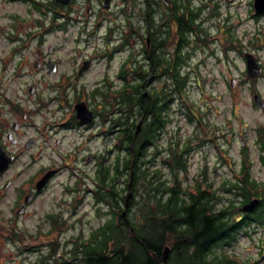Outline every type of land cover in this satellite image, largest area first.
Segmentation results:
<instances>
[{
  "label": "rangeland",
  "instance_id": "1",
  "mask_svg": "<svg viewBox=\"0 0 264 264\" xmlns=\"http://www.w3.org/2000/svg\"><path fill=\"white\" fill-rule=\"evenodd\" d=\"M118 2L120 1L114 0L109 12L107 9L99 11L97 2H95V34L93 35L76 33L81 25L77 24L68 28L67 31H52L43 36L44 45L49 44L56 49L51 57L57 56L63 60L62 67H72L74 62L71 61V57L78 59L89 55L90 52H95V64L92 70L76 85L82 84V81L91 84L88 80L95 77V90L119 87L121 84L118 77L120 66L125 62L131 48L135 53H139V46H136V43L126 48L119 41L123 34L124 18L119 12L116 13ZM3 4L0 11L2 10L4 16L9 13L22 15L24 12L22 4L7 2ZM192 4L202 7L197 24L204 30V33L202 32L204 38L202 41L198 37L191 39L188 64L186 67H181L182 76L188 73L184 81L185 86L182 93L172 91L169 96L170 100L164 111L167 123L158 137L157 144L159 148L167 147V142L176 140L180 149L182 145L189 146L191 142V151L186 156L189 167L187 176L180 178L181 187L192 193L194 183L199 179L198 170L206 163L207 182H202L203 185L199 184L200 187L216 192L215 209L233 205L235 209L231 208L230 211H233V215L238 218L242 213L241 201L235 195V191L226 189L233 188L231 184L241 178L239 171L241 165L245 164L249 168L250 177L261 183L251 191L264 190L262 184L264 166L260 163L261 157L264 156V147L260 140L264 137V16L254 15L252 0H192ZM91 21L92 19H88V22ZM7 22L8 19L5 17L4 28ZM90 26L91 24H88L87 29ZM17 36L22 37L21 34ZM38 39L35 37L30 43L34 44L38 42ZM0 45L4 52L8 50L9 45L5 38L0 39ZM33 51V46L24 51L21 50L18 61L23 64L26 61V64L20 66L19 77L12 82H8V75L15 72L13 64L17 59H14V62H8L5 81L10 84L11 90L17 92L25 108L38 107L35 111L41 110L38 114H32L31 118L33 122H39L42 120V115L48 116L46 107L51 109L55 107V103L45 106L44 100L56 94L53 89H48V84L53 85L54 82H45L42 71L36 70L31 65L33 58L39 59L36 55L31 57L30 53ZM244 52L252 53L261 66V72L256 79H249L246 76ZM139 57V54L136 55L138 60H140ZM230 78L237 79L234 87L229 84ZM160 82L161 80H149L146 90L153 86L159 87ZM167 83L169 88L173 87L170 81ZM32 85L35 87V93L31 96L28 87ZM254 94L260 96L263 101L262 106L255 104ZM38 101H40L39 105ZM138 120L139 117H137ZM106 129L107 123L104 124V121L102 122L96 115L95 188L98 163L109 166L118 153L115 134L106 133ZM20 132L24 134L21 140L35 134L29 127L28 121L25 122ZM203 138L209 139L211 143L205 142L199 145L198 139L203 140ZM213 143L221 146L222 163L220 159L216 163L217 154ZM48 145L44 148L43 156L46 159H52L55 153ZM155 149L154 147L147 148V158H152L151 153ZM29 153V151L21 152L17 165L0 178V190L6 179L14 181L15 184L14 187L0 193V264H39L38 250L30 251L28 247H39L45 252L47 240L55 237L59 241L58 250L67 248L69 242L78 236L88 237L100 224L112 217L109 214L110 207L106 204L95 203L94 215L92 199L85 192L82 202L76 208V204L72 203L73 196L64 191V183L69 182L65 173L58 175L22 215H17L16 205L19 203L17 196L19 191L15 189L32 174L33 168L39 167L43 161V158L39 159L33 168H26ZM245 153L246 158H244ZM161 157V155L155 156V161L160 160ZM203 157L205 161L201 163ZM157 164L158 162L152 166L155 167ZM81 165L90 176L92 165L85 163ZM153 167L148 166L149 174L154 171ZM17 173L19 176L16 179ZM180 176L183 174L180 173ZM128 181L129 175L127 174L118 179L117 186H124ZM86 182L90 186V180ZM79 196L82 194L79 193ZM255 197L257 196H251L249 200ZM48 214L63 217L62 219L65 220L59 232L51 231V222L47 219ZM262 214L264 217V212ZM12 231L25 232L31 235L32 239L12 241L10 239ZM35 235L38 237L34 239ZM216 252L227 254L230 259L237 262L248 261L250 264H264V218L263 221H251L241 225L232 233L231 238L216 249Z\"/></svg>",
  "mask_w": 264,
  "mask_h": 264
},
{
  "label": "flooded vegetation",
  "instance_id": "2",
  "mask_svg": "<svg viewBox=\"0 0 264 264\" xmlns=\"http://www.w3.org/2000/svg\"><path fill=\"white\" fill-rule=\"evenodd\" d=\"M119 1L118 7V4H116V13L119 12L124 18L123 34L119 41L126 48L131 47L135 43L136 46H139L138 54L140 55V60L136 58L138 54L132 48L125 60L127 68L130 70L127 75L130 81L136 82L139 80L137 73L131 74L133 67L136 66L142 67L143 74L149 76L147 81L152 79L163 81V75L159 74L157 70L156 73H152L149 67L148 52L153 47L154 41L157 43L156 49L162 61L175 63L179 57L183 59L180 65V74L183 75L181 67H186L188 64L191 39L198 37L202 41V38H204L202 32L204 33V30L201 26H199V30L189 27L188 30L180 35L178 16L181 13L190 20V14L195 11L199 15L196 19L198 21L202 7L198 6L196 8L192 4V0ZM5 2L24 5V12L22 15L9 13L4 16L2 10L0 11V39L5 38L9 45L8 50L5 52L2 45H0V146L11 157L7 167L0 173V178L17 165L21 152L29 151L26 168H33L39 159L43 158V161L39 167L33 168L32 174L15 189L19 191L17 195L19 203L16 205L18 207L16 208L17 215H22L26 208L44 192L50 183L63 173L66 174V179L69 180V182L64 183V191L73 196V199L70 196L72 203H75L77 208L79 203L82 202L85 192L92 199L91 205L93 206L92 210L95 215V77L88 80L91 81V84L82 81V84L76 85L77 82H80V79L92 70L95 64V52H90L89 55L78 59L71 57V61L74 62L72 67H62L61 62L63 60L57 56V58L51 57L56 49L49 44L45 46L42 40L44 35L52 31H67L69 30L68 28L77 24L81 25L77 28L76 33L86 34L87 36L95 34V2H97L99 11L102 9L106 11L105 9H107L109 12L114 0H109L106 7L104 6L105 0H0V9H2ZM195 8L197 10H194ZM99 11H97V15L100 14ZM5 17L8 19L6 28H4ZM88 19H92V21L88 22ZM88 24H91V26L87 29ZM16 28H19V30H15ZM18 34H21L22 37H18ZM35 37L39 38L38 42L34 44L30 43ZM180 37L183 38L182 42H180ZM181 44L182 48H180ZM30 46L34 47V51L30 53L31 57L35 55L39 57V59L33 58L34 60L31 65L36 70L42 71V77H44L45 82H54L53 85L51 83L48 84V89H53L56 94L44 100L45 106L55 103V107L53 109L46 107L48 116L42 115V120L39 122H33L31 118L32 114H38L41 110L35 111L38 107L35 109L25 108L23 106L25 104L19 98L17 92L11 90L10 84L5 81L7 77L5 76L7 64L8 62H14V59H17L13 64L15 72H12L10 76L8 75V82H12L19 77L20 66L25 65L26 61L25 64L18 61V55L21 50L24 51ZM136 60L138 61L135 62ZM187 75L188 73L186 72L184 77ZM167 81L169 80L167 79ZM34 88L33 85L28 87L29 95L32 96L35 93ZM38 102L39 105L40 101ZM79 110H82L84 114L81 115ZM26 121H28L29 127L35 134H31L21 140L24 134L20 131L25 126ZM161 132H159V135ZM49 142L50 144L48 145ZM205 142L211 143L206 138H203V140L198 139L199 145ZM178 144V141L171 140L167 142V147L159 148L158 144L151 146L156 148L151 153L153 155L152 158H147L148 151L147 149L145 151L143 169L145 170L146 178L154 177L157 180L156 182L161 185L158 195L160 206H163L165 201H169L172 193V191L170 193V188L179 186V183H181L180 178L187 176L189 166L186 156L191 151V142L189 146L184 144L180 149ZM47 145L55 153L52 159H46L43 156L44 148H47ZM214 146L217 154L216 163H218L219 159L222 163L223 151L221 146L218 143L214 144ZM157 155H161L162 157L160 160L155 161V156ZM204 161L203 157L201 163H204ZM157 162V166L153 167L152 165H155ZM83 163L92 165L90 176H88L89 174L82 167L81 164ZM148 166L154 168L151 174L148 173ZM242 166L239 169L241 177L245 174ZM206 169V163L203 167L200 166V170H198L199 179H197L194 185H203L202 182H207ZM248 169L246 166V171ZM47 173L50 174L40 183ZM180 173L183 176H180ZM18 174L15 175V178L19 176ZM89 180L90 186L86 182ZM163 181L165 187L162 185ZM130 184L131 180L129 178L128 185ZM14 185V181L6 179L2 183L0 193L14 187ZM121 187L124 188V186ZM232 191H237V188L233 187ZM130 192L133 194L132 190H124L122 194H125L126 197L123 200H119L122 217L126 214V210H128L126 206L132 197L130 196L127 200ZM79 193L82 196H79ZM199 193L205 197L213 195L217 199L215 196L216 192H210L206 187H200ZM26 198L29 200L26 201ZM246 202H242L241 205ZM20 208H22V212L18 213L17 211ZM255 210L256 208L248 213H253ZM110 214L114 215V211ZM245 214L247 213L242 212L240 217Z\"/></svg>",
  "mask_w": 264,
  "mask_h": 264
},
{
  "label": "trees",
  "instance_id": "3",
  "mask_svg": "<svg viewBox=\"0 0 264 264\" xmlns=\"http://www.w3.org/2000/svg\"><path fill=\"white\" fill-rule=\"evenodd\" d=\"M198 16L194 11L188 20L180 13V35L189 27L199 30ZM182 40L180 37V42ZM156 48L157 43L154 41L148 57L152 73L157 70L163 75L159 87L153 86L146 90L147 75L143 74L140 66L133 67L131 71L132 75L137 73L139 80L130 81L127 77L130 70L124 62L118 71L121 80L119 87L95 90V114L104 124L107 123L106 133L115 134L118 149L111 165H97L95 203L106 204L110 207L109 214L114 211V215L88 237L78 236L69 244L66 243L67 248L58 250L59 241L55 237L47 240L45 252L39 247H28L30 251L38 250L39 264H161V253L165 246L170 248L167 264H250L248 261L237 262L227 254L216 252L241 225L263 221L264 218V190L251 191L261 183L250 177L245 164L242 166L244 176L236 179L231 187L237 188L235 195L241 203L248 201L251 196L259 197L260 202L253 213L240 218L230 211L231 208L235 209L233 205L215 209L216 198L200 194L199 184L193 187L195 193L182 188L180 183L177 187H171L169 201L160 206L158 195L161 185L154 177L146 178L143 169L145 151L148 147L156 146L159 132L167 123L164 111L170 94L172 91L182 93L185 86V77L180 74L183 59L179 57L175 63L162 61ZM167 79L173 85L172 88H169ZM139 122L140 130L136 133ZM263 138L260 140L264 147ZM261 161L264 164V156ZM127 174L131 184L126 182L124 188L118 187V179ZM127 189L132 190L133 194L126 206L128 210L122 217L119 200L125 199L126 195L122 192ZM230 189L233 188L226 190ZM62 218L54 214L47 215L52 232H59L64 226L65 220ZM30 237L25 232L12 231L10 239L24 241L32 239ZM37 237L35 235L33 238Z\"/></svg>",
  "mask_w": 264,
  "mask_h": 264
},
{
  "label": "water",
  "instance_id": "4",
  "mask_svg": "<svg viewBox=\"0 0 264 264\" xmlns=\"http://www.w3.org/2000/svg\"><path fill=\"white\" fill-rule=\"evenodd\" d=\"M109 0H105V7L107 6ZM252 6H253V11L255 15L258 16H264V0H252ZM244 60H245V72H246V76L249 79H254L257 78L258 75L261 72V66L260 64L257 62L256 57L249 52H244ZM237 82L236 78H230L229 80V84L231 87H234L235 83ZM143 95H146V92H143ZM253 99L255 104L262 106L263 105V101L260 98V96L258 94H254L253 95ZM82 110H79V113L81 115L84 114V112L82 113ZM140 124L141 122H139L137 124V128H136V133L140 130ZM11 157L7 155V153L1 148L0 146V173L7 167L8 163L10 162ZM50 173H47L40 181V183H42L47 176ZM132 195V193L130 192L127 196V200L129 199V197ZM29 199L26 198V201H28ZM260 202V198L255 197L251 200H249L248 202H246L245 204L242 205L241 207V211L242 212H250L252 210L255 209V207L259 204ZM22 212V208H20L18 210V213ZM169 252H170V248L168 246H165L162 250L161 253V264H167V259L169 256Z\"/></svg>",
  "mask_w": 264,
  "mask_h": 264
}]
</instances>
